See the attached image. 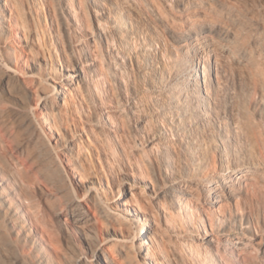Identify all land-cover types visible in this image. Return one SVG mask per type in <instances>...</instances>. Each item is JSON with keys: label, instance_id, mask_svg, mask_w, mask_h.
<instances>
[{"label": "bare ground", "instance_id": "bare-ground-1", "mask_svg": "<svg viewBox=\"0 0 264 264\" xmlns=\"http://www.w3.org/2000/svg\"><path fill=\"white\" fill-rule=\"evenodd\" d=\"M105 1L102 13L110 34L97 27L91 32L92 39L108 43L111 35L122 48V54L136 63L140 88L151 94L149 108L160 122L156 132L164 144L162 158L155 159L152 175L143 170L131 174L116 172L112 180L117 183L116 189L99 174L76 171L74 162L80 157L74 153L82 144L86 146L84 140L95 148L89 141L90 132L82 123L76 130L67 128L64 132L55 118L61 114L68 96L84 80L83 65L55 57L47 59L44 55L34 58L30 54L32 39L26 34L21 12L9 0H0V35L16 44L14 52H19L16 61L26 71V81L34 85L43 133L54 144L63 146L62 160L81 193L79 197L56 199L50 205L64 221L65 230L74 235L77 245L89 255L72 261L45 220V209L33 199L22 197L12 185L3 162L6 154L15 156V153L5 144L4 153H0V264H120L121 261L159 264L154 256L158 242L151 236L154 205L163 212L167 206L180 210L189 228L186 240L189 247L209 264H221L208 247L218 237L213 225L223 226L224 233L228 231L227 224L235 223L237 218L242 221L245 213L242 202L233 198V205L230 198L241 197L243 184L261 183L246 168L257 151L264 154V133L251 112L264 108V11L251 7L249 0H229L230 7L218 5L216 9L220 21L217 27L199 29L190 17L192 12L186 8V5L197 7L196 1L178 0L183 6L180 15L174 16L175 25L168 33L171 43L167 46L160 38L144 32V22L134 5L121 0ZM89 4L96 14L98 5L94 1ZM199 10L204 13L202 7ZM146 25L149 30L153 27L150 22ZM182 28L188 32L182 34ZM144 33L149 50L147 46L138 48L130 57L132 38ZM211 56L228 59L236 71L239 92L231 98H239L242 103L238 117L233 104L228 106L225 118L220 116L216 100L221 79ZM35 73L44 74L52 85L32 79ZM251 93L257 97L255 100L250 98ZM204 114L214 118L211 120L215 125L211 120L209 126L204 125ZM169 144L180 151L184 147V156L197 173L196 179L182 174L181 153L173 151L174 158L165 147ZM15 160L18 174L26 179L27 166L18 157ZM160 184L166 187L164 192L159 191ZM98 188L109 198L101 199ZM194 199H204L209 206L199 203L194 206L189 202ZM84 206L88 210L83 215L73 213L75 208ZM132 225L137 227L134 229ZM255 226L258 230L262 228L258 220ZM250 233L254 230L247 219L245 231L241 235L225 233L226 241L242 242L250 238Z\"/></svg>", "mask_w": 264, "mask_h": 264}, {"label": "rangeland", "instance_id": "rangeland-1", "mask_svg": "<svg viewBox=\"0 0 264 264\" xmlns=\"http://www.w3.org/2000/svg\"><path fill=\"white\" fill-rule=\"evenodd\" d=\"M9 1L16 4L21 12L26 34L29 40L32 39L30 54L34 58H41L44 55L47 59L55 57L64 62L69 60L83 65L84 80L68 96L61 114L55 118L64 132L67 128L74 131L82 123L90 132V143L97 148L95 150L85 139L86 146L82 144L74 153L80 157L74 162L75 170L80 172L86 170L91 175L99 174L110 182L113 189H116L117 183H112V180H115V173L118 171L131 174L143 170L152 175L155 159L162 158L161 151L164 150V144L156 132V126L160 122L154 118L149 108L151 94L140 88L136 63L122 54V48L111 35L108 43H101L91 36V32L97 27L110 34L102 13L107 2L105 0ZM92 1L98 5L95 8L96 14L89 7V2ZM121 1L136 7L144 22L142 26L144 32L147 31L154 38H160L163 44L170 45L171 39L168 33L175 25L174 16L180 15L183 6L177 2L178 0ZM195 1L197 7L186 5V8L192 12L190 17L194 20L195 27L199 29L217 27L220 23L216 16L218 5H223L224 8L231 6L229 0ZM249 5L264 11V0H249ZM200 7L204 13L200 12ZM158 9L160 12L157 11ZM262 19L264 22V16ZM97 20L100 22L98 23ZM148 22L153 24L150 30L146 25ZM180 31L182 34L188 32L186 28ZM145 41V33L133 37L132 49L128 55L131 57L138 48H146ZM16 47L11 39L0 35V153H4L2 147L5 144L12 148L15 156L8 153L3 162L6 174L22 197L33 199L45 209V220L53 227L73 261L81 255H89L77 245L74 235L65 230L64 221L53 212L51 205L56 199L79 197L81 193L62 160L63 146L54 144L43 133L34 85L26 81V71L16 61L19 54L17 50L14 52ZM147 49L149 50V46ZM210 59L213 68L215 64L217 65L218 76L221 79L216 100L220 116L225 118L228 106L233 104L238 117L243 109L242 103L239 98H231L239 92L236 71L231 62L224 57L211 56ZM255 59L259 60L260 56H255ZM32 75L31 78L35 81H40L46 86L52 85L44 74ZM215 86L217 85L214 84ZM250 98L255 100L257 97L251 93ZM251 112L264 133L263 106L255 111L251 109ZM202 119L204 125L209 126L208 122L214 118L204 114ZM186 141L188 140H184V143ZM239 141L243 143L241 138ZM165 147L172 152L174 158L176 156L173 151L181 153L182 174L191 180L196 179L197 173L192 171L184 156V147L181 151L170 144ZM15 157L27 166L28 172L24 180L18 174L19 168ZM246 169L255 174L261 183L243 184L241 197L230 198L233 205H235L234 199L241 201L245 213L242 221L237 218L235 223L227 224V232L241 235L245 231L246 220L249 219L254 233H250V238L242 242H227L225 234L227 232L223 233V226L220 228L217 224L213 225L212 229L218 237L213 238V241L208 243V247L214 251L221 264H264V154L257 151L256 158L248 160ZM159 187L160 192L166 189L161 184ZM97 192L101 199L109 198L103 190L98 188ZM189 202L194 206L198 205L197 203L206 208L209 206L204 203V199H194ZM153 207L151 236L158 242L155 244L154 256L159 264H209L202 257H198L186 243L189 228L180 210L170 209L167 206L163 212L155 205ZM87 210L84 206V208H75L73 213L83 215ZM233 210L236 211L235 208ZM67 214L68 219L71 220V211L69 210ZM257 220L262 227L261 230L255 226ZM83 224L89 226V223L83 222ZM132 227L135 229L137 226L132 225ZM120 264L125 263L121 261Z\"/></svg>", "mask_w": 264, "mask_h": 264}]
</instances>
